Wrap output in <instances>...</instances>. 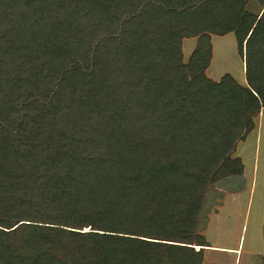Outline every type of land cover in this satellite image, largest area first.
Returning a JSON list of instances; mask_svg holds the SVG:
<instances>
[{"label":"trees","instance_id":"1","mask_svg":"<svg viewBox=\"0 0 264 264\" xmlns=\"http://www.w3.org/2000/svg\"><path fill=\"white\" fill-rule=\"evenodd\" d=\"M245 2L0 0V264H201L183 232L264 107ZM228 33L246 88L205 72Z\"/></svg>","mask_w":264,"mask_h":264},{"label":"rangeland","instance_id":"2","mask_svg":"<svg viewBox=\"0 0 264 264\" xmlns=\"http://www.w3.org/2000/svg\"><path fill=\"white\" fill-rule=\"evenodd\" d=\"M244 8L250 14L262 15L264 0H246ZM210 39L212 55L205 71L206 75L219 82L223 76L230 73L241 87L246 88L245 64L240 56L237 37L234 33H228L225 37L210 34ZM198 43L199 38L183 40L184 64H188ZM254 120V130L244 140H237L224 164L210 172L209 177H212V180L202 196L195 231L192 232L193 235L183 232L191 238L187 243L198 245L201 242L199 238L203 237V242L210 246L231 248L238 246L244 235L243 244L248 251L254 249L253 251L258 252L261 244L264 245V107L258 111ZM237 158L245 164L244 177L243 174L230 173L236 170ZM227 198V216L221 218L220 214L225 213L223 204H226L224 201ZM194 251L199 252L196 248ZM204 252L203 249L199 255L201 264H210L211 261L213 264L233 262L232 258L226 261L225 258L205 256ZM250 253L252 252H248L250 260H255L256 257Z\"/></svg>","mask_w":264,"mask_h":264},{"label":"crops","instance_id":"3","mask_svg":"<svg viewBox=\"0 0 264 264\" xmlns=\"http://www.w3.org/2000/svg\"><path fill=\"white\" fill-rule=\"evenodd\" d=\"M186 41H191V40H186ZM184 44V43H183ZM211 63V62H210ZM243 163V161H242ZM244 165V168H245V164L243 163ZM244 168H243V172H242V177H244ZM224 203L226 204H223L224 207H223V211L225 213H221L220 214V217L223 218L224 216H227V207H228V198L227 200L224 201ZM225 209V210H224ZM264 224V223H263ZM261 224V225H263ZM264 227V225H263ZM261 230V228H259ZM262 233V232H261ZM244 237V235H243ZM243 237H241V240L238 244V246L236 247H231V248H228V247H219V246H210V247H207V248H204L205 252V256H208V257H214V258H225L227 259L226 261H228V259L230 260V258H232V264H262L263 263V257H264V245L261 244V249H259L258 252H255L253 250H250L252 253L250 254H253L254 257H256V259L254 260H250V255H248V251L247 249H245L244 245L243 244ZM245 242V240H244ZM256 250V249H255ZM226 261H224L226 263ZM206 262V261H205ZM205 264V263H203ZM208 264V263H206ZM210 264H213V262L211 261ZM228 264V262L226 263Z\"/></svg>","mask_w":264,"mask_h":264}]
</instances>
